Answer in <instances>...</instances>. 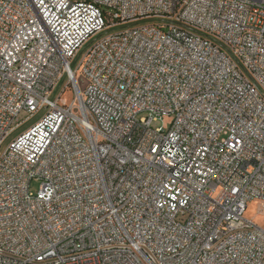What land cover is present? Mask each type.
Masks as SVG:
<instances>
[{
    "label": "built area",
    "instance_id": "built-area-1",
    "mask_svg": "<svg viewBox=\"0 0 264 264\" xmlns=\"http://www.w3.org/2000/svg\"><path fill=\"white\" fill-rule=\"evenodd\" d=\"M252 201L264 0H0V264H264Z\"/></svg>",
    "mask_w": 264,
    "mask_h": 264
},
{
    "label": "rangeland",
    "instance_id": "rangeland-1",
    "mask_svg": "<svg viewBox=\"0 0 264 264\" xmlns=\"http://www.w3.org/2000/svg\"><path fill=\"white\" fill-rule=\"evenodd\" d=\"M104 35L105 34H103V35H101L99 37H95L93 39V41L99 39L100 37H102ZM90 44L89 45H86L85 48H83L82 52H85L86 49L90 46ZM71 90H72L71 91V95H70V92H67L64 95V97L62 98V101H68L69 103L72 101V98H74V95H73L74 92H73V89L72 88H71ZM24 117H25V115H23V114L20 115V119H23ZM171 121H172V118L168 117V118H165V119L159 121L158 123H155L153 126L155 128H161V127L168 128L169 125L171 124ZM33 122H31V123H33ZM27 127L28 126H25L19 132L25 130ZM39 187H40V181H33L31 183V185H30V191H31V193L35 195L37 193V191L39 190ZM262 205H263V203L260 202V201H252V202L248 203L247 210H246V212L244 214V218L247 221H249L252 224H254L255 226L264 229V212H262V210H261V206Z\"/></svg>",
    "mask_w": 264,
    "mask_h": 264
}]
</instances>
